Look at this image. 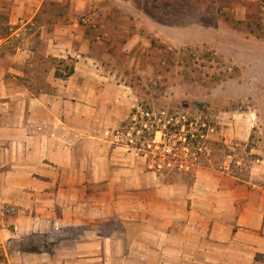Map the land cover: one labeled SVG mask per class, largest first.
<instances>
[{
  "label": "crops",
  "instance_id": "crops-1",
  "mask_svg": "<svg viewBox=\"0 0 264 264\" xmlns=\"http://www.w3.org/2000/svg\"><path fill=\"white\" fill-rule=\"evenodd\" d=\"M81 1L86 2L88 12L95 11L88 17V26L94 28H99L96 8L102 3L132 5L130 0H0V10L6 11V25L12 31L0 37L3 43L34 23L46 4L67 5L66 14L53 24H40L30 36L22 34L26 38L10 54L12 64L0 59V216L10 219V227H0V246L5 248L6 264H108L110 258L118 264L125 260L120 249L110 252L114 246L124 247L125 233L116 237L102 231L98 220L107 215V204L100 197L94 202L88 188L106 182L110 169L126 170L125 159L117 157L108 134L129 117L132 90L118 83L91 54V38L78 17ZM130 14L124 11L115 22L117 32H129ZM127 19L128 29L122 31ZM142 37L128 33L126 47L131 49L142 41L139 49L145 51L148 44ZM33 38L40 41V53L46 56L76 57L74 73L63 79L52 69L48 75L52 92L40 95L18 80L26 62L39 50ZM8 74L18 81L12 85ZM257 167L250 182L230 178L229 190H216L209 199L197 197L191 210L187 200L168 199L164 201L166 213L149 210L150 215L141 217L138 201L137 216L132 222L122 220L121 228L152 223L153 218L164 221L144 231L149 239L143 235L131 243L147 246L159 256L158 262L264 264V163ZM205 206L212 208L210 215L204 213ZM10 208L17 212L7 214ZM71 228L81 231L70 234ZM177 232L179 238L174 239ZM34 233L57 238L50 250L6 248L12 239ZM190 236L194 239L189 240Z\"/></svg>",
  "mask_w": 264,
  "mask_h": 264
},
{
  "label": "rangeland",
  "instance_id": "rangeland-1",
  "mask_svg": "<svg viewBox=\"0 0 264 264\" xmlns=\"http://www.w3.org/2000/svg\"><path fill=\"white\" fill-rule=\"evenodd\" d=\"M130 1V7L125 3L124 7H119L120 1L99 5L96 8L99 28L90 27L84 21L95 11L88 12L86 2H80L78 17L91 38V54L118 83L132 90L131 110L135 107L142 114L134 117V123L119 126L108 134L109 145L117 148L118 158L125 159L126 170L110 169L109 179L101 184H91L88 192L93 193L94 202L100 197L107 204V215L102 219L98 217L102 231L116 237L125 233L124 247L114 246L110 250L113 254L119 249L124 253V262L118 264H180L158 262L159 256L147 246L133 247L131 244L143 235L149 239L144 231H149L150 224L155 227L164 221L153 218L152 223L148 221L141 226L127 224L128 230H122L121 222H132L133 216H137L134 208L138 201L141 217L144 213L150 215L149 210L154 214L166 213L164 201L168 199L174 202L187 200L191 210L197 197L209 199L216 190H229L232 186L230 178L250 182L251 173L257 170L258 164L264 163V0ZM124 11L132 13L128 33L143 36L142 40L148 44L143 52L139 49L142 41L129 49L126 47L128 33L115 30V22ZM66 12L67 5L62 3L46 4L36 21L18 37H12L10 42L0 40V59L6 65L12 64L10 54L26 38L22 34L30 36L37 32L40 24L51 25ZM6 17V11L0 10V37L12 32L11 26L6 25ZM122 24L121 30L126 31L129 20ZM32 44L39 50L26 62L24 75L18 76V80L36 95L52 92L48 81L50 71L71 65L76 57L69 56L73 59L70 61L68 57L46 56L40 53L42 44L39 40L33 38ZM11 76L6 77L13 85L18 80ZM195 102L202 103L206 111L196 109ZM176 106H180L174 112L178 116L174 119L176 122L186 114L188 117L200 116L214 124L208 132V137L218 142V145L209 144L214 161L209 166L197 167L193 181L192 174H157L148 170L152 168L153 162L149 161L152 151L148 150V140L142 139V130L136 128L141 121L149 126L154 120L164 128L173 120L167 111L175 110ZM151 107L156 111L155 115L145 113ZM158 110L165 113L159 115ZM155 141H162L161 132H157ZM168 179L177 183H169ZM255 180L263 184V179ZM97 191L105 194H97ZM203 209L206 215L212 213V208L205 206ZM16 212L17 209L10 208L7 214ZM9 222L8 216H0V227H10ZM80 231V228H71L69 233L77 235ZM179 234L173 233V238L178 239ZM56 238L34 233L12 239L6 248L50 250ZM190 239L194 238L190 236ZM5 260V248L0 246V264H6ZM114 262L116 259L110 258L108 264H116Z\"/></svg>",
  "mask_w": 264,
  "mask_h": 264
},
{
  "label": "trees",
  "instance_id": "trees-1",
  "mask_svg": "<svg viewBox=\"0 0 264 264\" xmlns=\"http://www.w3.org/2000/svg\"><path fill=\"white\" fill-rule=\"evenodd\" d=\"M70 61H73L71 57H68ZM65 60H60L64 62ZM75 71V61L71 65H67L63 69L57 68L55 70L56 77L68 78ZM193 106L200 111H206V108L200 102L193 103ZM204 107V108H203ZM176 109L170 108L167 111L168 116L173 119L168 124H165L162 128L157 122H149L147 126L142 121L136 125L137 129L142 130V139L148 140L150 146V159L152 161V168L148 170L154 171L157 174H192V181L195 180V169L201 166H209L213 163L212 147L211 145H218V142L211 140L208 137V132L210 129L214 128V124L209 120H204L200 116L188 117L183 114L181 118L176 122L175 117L178 116L174 113L180 106H176ZM159 115H161L164 110H158ZM146 114H154L156 111L151 107L147 108ZM165 113V112H164ZM141 117V111L137 108H133L129 117L122 123L121 126L134 123L135 116ZM154 117V116H153ZM155 118V117H154ZM183 118V119H182ZM147 119V118H146ZM153 120V118H150ZM157 132L162 133V141L156 142ZM204 160V164L202 163ZM173 179H168L169 183H177L171 181Z\"/></svg>",
  "mask_w": 264,
  "mask_h": 264
},
{
  "label": "built area",
  "instance_id": "built-area-1",
  "mask_svg": "<svg viewBox=\"0 0 264 264\" xmlns=\"http://www.w3.org/2000/svg\"><path fill=\"white\" fill-rule=\"evenodd\" d=\"M84 21L88 23L89 19H88V18H86V19H84Z\"/></svg>",
  "mask_w": 264,
  "mask_h": 264
}]
</instances>
